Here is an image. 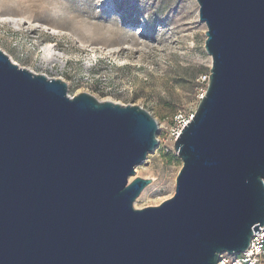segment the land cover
<instances>
[{
	"label": "water",
	"instance_id": "water-1",
	"mask_svg": "<svg viewBox=\"0 0 264 264\" xmlns=\"http://www.w3.org/2000/svg\"><path fill=\"white\" fill-rule=\"evenodd\" d=\"M211 58L172 198L133 208L158 146L138 106L70 97L0 51V264H218L264 226V0H195Z\"/></svg>",
	"mask_w": 264,
	"mask_h": 264
},
{
	"label": "rangeland",
	"instance_id": "rangeland-1",
	"mask_svg": "<svg viewBox=\"0 0 264 264\" xmlns=\"http://www.w3.org/2000/svg\"><path fill=\"white\" fill-rule=\"evenodd\" d=\"M10 15L29 21L19 27L0 21V51L13 64L59 78L70 97L87 93L153 118L158 146L129 179L151 183L133 208L172 198L182 167L174 152L177 116H193L204 89L199 77L211 67L196 1L0 0V16ZM49 46L60 55L52 72L42 60Z\"/></svg>",
	"mask_w": 264,
	"mask_h": 264
},
{
	"label": "built area",
	"instance_id": "built-area-1",
	"mask_svg": "<svg viewBox=\"0 0 264 264\" xmlns=\"http://www.w3.org/2000/svg\"><path fill=\"white\" fill-rule=\"evenodd\" d=\"M52 48L54 49L53 46ZM55 55L58 56L57 53H55ZM58 57H60V55ZM58 61H49V62L43 61V62L46 64L47 68L52 72L53 68L57 65ZM44 76H46L48 79H59L53 76L50 77L46 74ZM208 80H209V75H203L199 77V81H198L199 85L201 87H204V89H201V94L199 97L200 99L205 94ZM177 118H179L178 121L182 120V124L178 127L174 139H177L181 130L189 122L192 116L187 120H183L182 116L180 115L177 116ZM259 230L260 231L257 235L253 233L248 248L242 254L238 256H230L227 254H223L220 256V261L218 264H264V226L259 228Z\"/></svg>",
	"mask_w": 264,
	"mask_h": 264
},
{
	"label": "bare ground",
	"instance_id": "bare-ground-1",
	"mask_svg": "<svg viewBox=\"0 0 264 264\" xmlns=\"http://www.w3.org/2000/svg\"><path fill=\"white\" fill-rule=\"evenodd\" d=\"M0 21H4L6 23H10L12 25H15L17 27L19 26H24L25 24L29 23L28 19L26 17H21V16H7V17H1L0 16ZM47 28V26H46ZM48 30H54L53 28H48ZM58 55V54H57ZM59 56V55H58ZM55 55V51L52 48V46H49L46 51L44 52V55L42 57V60L44 62H49V61H58L60 57Z\"/></svg>",
	"mask_w": 264,
	"mask_h": 264
}]
</instances>
